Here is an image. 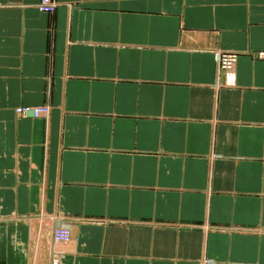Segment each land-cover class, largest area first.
<instances>
[{"label":"crops","instance_id":"0c3cea01","mask_svg":"<svg viewBox=\"0 0 264 264\" xmlns=\"http://www.w3.org/2000/svg\"><path fill=\"white\" fill-rule=\"evenodd\" d=\"M52 1L0 0V264H264V0Z\"/></svg>","mask_w":264,"mask_h":264},{"label":"built area","instance_id":"2783aa9c","mask_svg":"<svg viewBox=\"0 0 264 264\" xmlns=\"http://www.w3.org/2000/svg\"><path fill=\"white\" fill-rule=\"evenodd\" d=\"M46 4V5H45ZM56 4L52 0H39L37 3V9L42 13H51L54 11ZM236 55L231 53L218 54L217 61V73L223 80V86L233 87L235 85V62ZM19 115H31L33 118H44L48 114L46 107L38 108H21L17 110ZM62 243L64 245L69 244L70 234L69 231L63 228H56L52 232V243ZM53 263V262H52Z\"/></svg>","mask_w":264,"mask_h":264},{"label":"bare ground","instance_id":"6f19581e","mask_svg":"<svg viewBox=\"0 0 264 264\" xmlns=\"http://www.w3.org/2000/svg\"><path fill=\"white\" fill-rule=\"evenodd\" d=\"M51 241H52V236H51ZM66 246H67V244L64 245V244H62L60 242L59 243H56V244H54V243L51 242V249L53 250V251L51 250V252L54 254L55 262L57 261V257L58 256L60 257L61 254L64 253V251L66 249Z\"/></svg>","mask_w":264,"mask_h":264},{"label":"rangeland","instance_id":"374dc122","mask_svg":"<svg viewBox=\"0 0 264 264\" xmlns=\"http://www.w3.org/2000/svg\"><path fill=\"white\" fill-rule=\"evenodd\" d=\"M51 250H52V249H50L51 260H52V261H51V264H57V263H58V260H59V257H58L57 261L55 262V259H54V257H53L54 254L51 252ZM52 251H53V250H52ZM52 262H53V263H52Z\"/></svg>","mask_w":264,"mask_h":264}]
</instances>
